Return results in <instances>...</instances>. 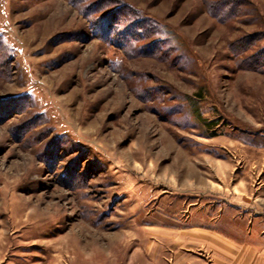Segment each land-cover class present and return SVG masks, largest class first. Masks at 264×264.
I'll use <instances>...</instances> for the list:
<instances>
[{
  "label": "rangeland",
  "instance_id": "rangeland-1",
  "mask_svg": "<svg viewBox=\"0 0 264 264\" xmlns=\"http://www.w3.org/2000/svg\"><path fill=\"white\" fill-rule=\"evenodd\" d=\"M0 264H264V0H0Z\"/></svg>",
  "mask_w": 264,
  "mask_h": 264
},
{
  "label": "bare ground",
  "instance_id": "bare-ground-1",
  "mask_svg": "<svg viewBox=\"0 0 264 264\" xmlns=\"http://www.w3.org/2000/svg\"><path fill=\"white\" fill-rule=\"evenodd\" d=\"M132 241V240H131ZM183 242V241H182ZM185 244V243H184ZM183 245V244H182Z\"/></svg>",
  "mask_w": 264,
  "mask_h": 264
}]
</instances>
